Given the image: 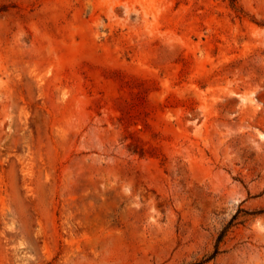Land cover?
<instances>
[{"label":"rangeland","instance_id":"374dc122","mask_svg":"<svg viewBox=\"0 0 264 264\" xmlns=\"http://www.w3.org/2000/svg\"><path fill=\"white\" fill-rule=\"evenodd\" d=\"M0 264H264V0H0Z\"/></svg>","mask_w":264,"mask_h":264},{"label":"trees","instance_id":"16d2710c","mask_svg":"<svg viewBox=\"0 0 264 264\" xmlns=\"http://www.w3.org/2000/svg\"><path fill=\"white\" fill-rule=\"evenodd\" d=\"M230 224H231V222H229V224H228V225L222 230V232L219 234V236H218V238H217V240H216V247H215L213 253L210 254L205 260L210 259V258H213V257L216 255V253L218 252V251H217V250H218V243L221 241L223 235L225 234V231L227 230V227H229ZM205 260H204V261H205Z\"/></svg>","mask_w":264,"mask_h":264}]
</instances>
